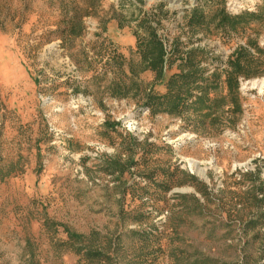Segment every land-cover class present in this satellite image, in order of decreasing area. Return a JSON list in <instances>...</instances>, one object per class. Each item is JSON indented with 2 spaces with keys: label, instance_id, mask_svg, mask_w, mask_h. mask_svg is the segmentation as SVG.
Listing matches in <instances>:
<instances>
[{
  "label": "rangeland",
  "instance_id": "obj_1",
  "mask_svg": "<svg viewBox=\"0 0 264 264\" xmlns=\"http://www.w3.org/2000/svg\"><path fill=\"white\" fill-rule=\"evenodd\" d=\"M191 49L217 85L164 111ZM262 79L264 0H0V264H264Z\"/></svg>",
  "mask_w": 264,
  "mask_h": 264
},
{
  "label": "trees",
  "instance_id": "obj_2",
  "mask_svg": "<svg viewBox=\"0 0 264 264\" xmlns=\"http://www.w3.org/2000/svg\"><path fill=\"white\" fill-rule=\"evenodd\" d=\"M199 13V10L192 11L189 17V25H198L200 17L197 16ZM217 16H220L221 23H227L230 29L235 28L236 24L240 22L241 18H243V16L240 15L230 16L224 11H222L221 14ZM78 32H81V27L79 28ZM136 47L141 55V61L139 63L141 65V70L153 71L155 73V78L157 80H161L163 78V64L165 55L162 43L152 32L148 34L147 38L137 40ZM234 54L236 57L230 60L229 63L231 70L225 74V84L228 92L233 95V100L236 101L237 98H234L233 92L237 84L236 76L237 74L241 73L240 71L243 67H241V61L251 64L253 62V57H251L249 52L243 48H237ZM199 55H201L200 50L191 49L187 52L185 58H182L181 56L180 71L178 73L172 74L169 77L167 80L166 92L157 98V104L160 103L165 105L164 111L167 110L168 112L172 113H180L184 109H188L197 103H202V106L197 109L199 110L203 107L206 101L210 99L208 94L212 87L217 85L216 78L218 74L212 73L209 76H204V72L200 67H198V61L196 60ZM251 66L252 65H249V67ZM253 71L256 72V70ZM251 73L252 70H246L245 75L247 76ZM200 83H202V85H200ZM197 89H200V95H195L193 93V91ZM151 90L152 89H150V91ZM193 97L195 98L194 101L191 100ZM153 103L154 102H151V99H148L147 105L151 109H154L152 106ZM68 235H71V233L68 232Z\"/></svg>",
  "mask_w": 264,
  "mask_h": 264
},
{
  "label": "bare ground",
  "instance_id": "obj_3",
  "mask_svg": "<svg viewBox=\"0 0 264 264\" xmlns=\"http://www.w3.org/2000/svg\"><path fill=\"white\" fill-rule=\"evenodd\" d=\"M252 84L256 85V87H258L260 91H263L264 79H262L261 81H254V82H252ZM188 165L190 168L195 169L196 172L203 174V170L198 167L197 161L189 160Z\"/></svg>",
  "mask_w": 264,
  "mask_h": 264
}]
</instances>
